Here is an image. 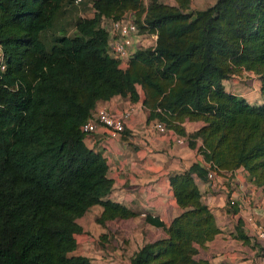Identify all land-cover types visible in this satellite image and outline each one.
Returning <instances> with one entry per match:
<instances>
[{
  "label": "trees",
  "instance_id": "obj_1",
  "mask_svg": "<svg viewBox=\"0 0 264 264\" xmlns=\"http://www.w3.org/2000/svg\"><path fill=\"white\" fill-rule=\"evenodd\" d=\"M66 1L0 0V264H90L71 253L81 230L76 219L93 204L101 205L99 223L134 214L104 198L107 164L84 143L80 126L99 99L136 100V85L148 119L184 135L188 146L199 138L198 152L216 171L242 166L264 185V0H214L195 9L190 0H91L92 15L45 46L41 34ZM126 12L138 32L155 39L120 66L99 20ZM241 70L259 79V103L223 88ZM184 120L203 123L186 133ZM205 173L192 162L169 175L180 211L167 225L145 216L166 236L144 243L131 264H209L192 257V245L218 231L194 179Z\"/></svg>",
  "mask_w": 264,
  "mask_h": 264
},
{
  "label": "crops",
  "instance_id": "obj_2",
  "mask_svg": "<svg viewBox=\"0 0 264 264\" xmlns=\"http://www.w3.org/2000/svg\"><path fill=\"white\" fill-rule=\"evenodd\" d=\"M232 76L223 80L226 91H243L234 94L249 104L261 101L259 79L251 71L241 70ZM245 76L257 82L260 99L257 97L256 102L247 99L251 92L245 91L242 80L235 79ZM136 89L138 98L134 101L114 94L97 100L93 107L115 112L134 108L122 132L111 137L105 127L96 125L86 142L88 147L101 151L107 164L111 186L104 198L125 205L134 214L99 223L95 218L101 205L93 204L76 219L81 230L74 233L76 245L71 253L88 257L90 264H131L130 258L144 243L165 237L164 228L147 221L145 216L167 225L180 211L168 184L169 175L187 169L192 162H204L197 149L201 144L199 138L192 147L177 144L170 131L160 133L152 127L154 119L147 118V109L141 103L142 91L138 85ZM202 123L184 120L182 125L187 133ZM194 179L218 231L211 238L194 243L192 257L205 259L209 264H258L260 246L254 233L256 226L264 229V185L254 184L242 166L216 171L211 181L196 176ZM231 195L236 196L240 206L227 202Z\"/></svg>",
  "mask_w": 264,
  "mask_h": 264
},
{
  "label": "built area",
  "instance_id": "obj_3",
  "mask_svg": "<svg viewBox=\"0 0 264 264\" xmlns=\"http://www.w3.org/2000/svg\"><path fill=\"white\" fill-rule=\"evenodd\" d=\"M132 12L123 13L120 17L116 19H111L101 15L100 25L106 30L107 33V49L108 52L112 54L114 58H117L120 66H124L127 59L132 54L134 49L139 46H150L153 45L155 34L148 32H138L136 24L133 20ZM151 38V44L144 45V38ZM2 54L0 51V69L3 68ZM132 111L134 108L131 106L123 108L119 112H111L106 108H93L90 115L80 126L81 131H83V141L87 142L90 134L94 131L96 125H101L106 128L107 134L111 137L122 132L125 127L126 120L133 115ZM152 127L160 133H167L168 130L164 123L160 120L154 119L152 122ZM170 133L173 135L172 139L177 144L186 143V137L184 135L176 134L172 131ZM205 167L206 179L212 180L216 173L214 166L210 162H203ZM230 205L240 206L236 202V196L231 195L227 198ZM255 237L259 241L260 252L258 264H264V229L261 226H256Z\"/></svg>",
  "mask_w": 264,
  "mask_h": 264
},
{
  "label": "rangeland",
  "instance_id": "obj_4",
  "mask_svg": "<svg viewBox=\"0 0 264 264\" xmlns=\"http://www.w3.org/2000/svg\"><path fill=\"white\" fill-rule=\"evenodd\" d=\"M91 0H71L66 4H64L63 8L55 13L51 26L47 28L42 34L41 38L44 41L45 46H49L52 38L56 37L60 33H66L68 35L73 32V24L79 17L91 16L93 13V9L91 6ZM148 1L155 2H169L173 3L174 0H143V3ZM212 0H190V8H202L209 4ZM214 1V0H213ZM136 15V12H135ZM151 44V38H144V45ZM112 55L110 52H108ZM257 77V76H256ZM238 80H242L243 86H245V91L251 92V97H247L251 102H256L257 97H259V93L257 91V82L251 79L250 76H245L244 79L235 78ZM258 79V78H257ZM259 81V80H258ZM241 90H235L234 93H242ZM255 94V96H254ZM236 96L240 97L238 94ZM243 98V97H242ZM111 111V110H110ZM115 112V111H111ZM134 114V111H132ZM131 117V115H130Z\"/></svg>",
  "mask_w": 264,
  "mask_h": 264
}]
</instances>
